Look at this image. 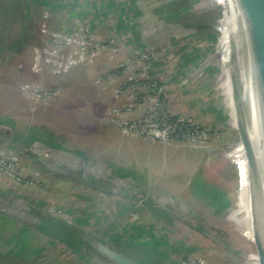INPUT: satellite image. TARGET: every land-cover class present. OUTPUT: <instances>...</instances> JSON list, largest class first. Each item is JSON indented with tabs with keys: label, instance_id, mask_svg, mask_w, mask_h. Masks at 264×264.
<instances>
[{
	"label": "crops",
	"instance_id": "0c3cea01",
	"mask_svg": "<svg viewBox=\"0 0 264 264\" xmlns=\"http://www.w3.org/2000/svg\"><path fill=\"white\" fill-rule=\"evenodd\" d=\"M125 1L131 2V0ZM157 2L158 0H150L147 5L154 11ZM171 2L181 5V7H183L182 4L187 5L181 0H172ZM133 6L132 3V8ZM138 9L142 11L141 8L138 7ZM140 11L138 12L140 13ZM126 14L128 13L126 12ZM124 16L128 19L131 18L129 14ZM212 24L214 23H210V25ZM135 26L139 27L137 24ZM216 29L221 31V47H223L225 32L222 28ZM135 32L134 37L136 38L134 39L140 41V32L137 29ZM107 36L109 33L106 31L103 33V37ZM13 51L11 50L9 54L11 55ZM195 55L198 58H207V53L202 48ZM178 59L181 63L176 65L175 62L174 69L169 68L172 64H166L169 69H166L165 66L166 72L161 66L157 67L158 73L165 72L162 77L164 82H166L165 79L170 81L168 85L171 86V82L176 81L180 89L179 99H171L172 112L190 115L200 123L219 128L226 121L227 113L223 110L226 95H223L221 91L209 88L206 79L202 76L191 73L192 66L188 63L189 60L186 56H180ZM173 60L176 61L171 58V61L168 60V62L172 63ZM117 63L105 55L93 63L75 68L67 76L53 77L52 81L55 80L57 83L59 80L63 83H69V81L72 83L70 89L62 85L63 93L57 95V102L67 114L77 116L72 118L71 115H67L66 117H70L69 119L62 118L63 120H60L63 126H71L74 135L66 134L62 130H53L54 125L44 119L41 120V118L39 122L36 117L31 118L28 123H34L33 121L36 119L37 123L35 124L53 133L50 134V138L67 144L66 147L63 146L64 149L73 151L91 162L108 164L115 174L122 178L136 181L142 185L154 186L160 192L159 199L164 200L161 204L177 210V213L157 208L151 200L136 205V198L130 199L103 193L77 182L70 181L74 184L73 188L70 187L72 191L68 187L56 189L53 185L54 181L60 180L62 183L63 181L69 183V180L62 181L49 172H46L45 175L46 182L42 181L46 187L45 192L49 197L53 193L66 192L62 189H69L67 191L71 195L67 194L64 205L59 207L63 212L73 215V213H82L89 207L96 209L94 214L97 219L95 224L91 225V229L95 231L99 226L113 228L114 234L111 237H102L96 230V233L102 239L104 238L111 247L119 250L118 241L128 240L131 243L125 242L126 249L134 247L146 251L147 256L155 260V264H178L182 258L198 254L199 247L194 239L199 240L201 237H205L204 233L211 229L209 217L238 225L245 222V212L240 206L245 198L238 186L237 170L217 139L212 142L209 149L196 148L184 143H173L167 147L159 143L147 142L135 136L125 135L119 129L108 124L105 118L117 106L125 108L130 105L136 106L134 117H138L146 113L153 104L154 96L139 86L131 87L129 79L125 80V84L118 80L117 82H104L101 87L96 86L97 77L104 71L115 67ZM51 76L53 75L51 74ZM184 81L188 82V87L185 86ZM45 84L47 83L45 82ZM119 84H122L121 88L125 89L121 95H117L116 90ZM57 85L61 88L60 83ZM137 85H141V82ZM59 87L57 88L59 89ZM59 91L61 90L59 89ZM12 92L14 93L13 88H11ZM11 93L8 97H12L13 100L17 98L16 95L20 98L25 97L22 92L20 95L17 92L15 96ZM24 99L26 102L29 101L26 97ZM13 100H9L12 105ZM30 102H28L30 108H26L27 114H33L36 109L34 102ZM0 106L2 107L1 103ZM18 111L15 100L8 115L0 113L3 117L0 123L4 122V125L16 128L19 119ZM81 115H84L86 124L80 123L83 120ZM236 159L238 172L242 173L245 189L247 188L249 191L247 161L242 144ZM59 197L61 196L59 195ZM171 197L181 201H174ZM75 207L76 210H74ZM248 217L249 236L252 239L251 212ZM90 218L92 219V217ZM144 262L151 264L148 259Z\"/></svg>",
	"mask_w": 264,
	"mask_h": 264
},
{
	"label": "rangeland",
	"instance_id": "374dc122",
	"mask_svg": "<svg viewBox=\"0 0 264 264\" xmlns=\"http://www.w3.org/2000/svg\"><path fill=\"white\" fill-rule=\"evenodd\" d=\"M13 1L12 5H10L11 1L5 0V3L9 4L13 11L11 10L8 16L0 18V103L2 104V107L0 106V113L2 115H8L9 109L14 105L16 100V105L19 110L18 124L21 125L18 130L22 132L24 136L32 134L31 128H35L37 130L36 132L44 135L50 136V134H53L46 128H42L38 124H35L37 123V120L39 122L42 119L54 125L52 129L55 131L62 130L66 134H75L74 131H72L71 126H63L60 123V120H63L62 118H76L77 116H73L70 113L67 114L65 109H63L57 102V95L63 93L62 85L70 89L72 83L70 81L69 83H63L60 82V80L57 83L55 80L52 81V79L53 77L67 76L72 70L78 68L80 65L63 71L57 63L55 65L51 64L47 66L43 61V73H35L32 69V66L37 63L36 59L39 55L42 56L43 60H46L47 58L46 55H44V52L38 55L40 50L39 46L41 45V42L44 43L45 40L41 32V25L47 23V15L49 16V24H47L55 33L69 32L72 28H94V31L92 32L96 33V36L100 38V42L107 47L106 52L103 53V57L106 55L110 60L117 61L118 63L116 66H125V69L123 68V70L127 69L129 63H131V66L133 65V70H131L132 77L129 78L130 86H139L143 88V84L137 85V83L142 81L146 83V88L149 89L152 88L150 84L157 82L160 87H163L166 90L168 105H171V99H179L180 89L176 81H172L173 79L171 80V86L168 85L170 84V81L166 79V82L163 81L162 77L165 75L166 69H168L167 66L172 64L169 68L174 69L175 62L176 65H179L181 61L178 58L184 56V48L189 50L190 45L195 48L196 52L202 48L205 53H214V64L215 66H218L220 72L222 71L229 75V81L232 84V91L229 86L226 93H230L223 94L226 95L224 103L229 107V114L226 116L225 123L219 128H211L220 134L218 142L225 151L226 156L231 158L232 163L236 167L238 186L245 198L243 204H240V206L243 208L247 220L248 215L250 216V198L248 189H245V181L242 173L240 172V174L238 172V167L235 162L237 160L235 155H238L239 153L240 138L235 126L236 120L233 117L236 107L239 106L237 103L241 105L240 109L242 110L245 119H248L250 115V108L247 102L248 93L246 91V72L240 56H238L236 51L233 50L234 45H232L231 51L230 49L220 47L222 40L221 31L214 28L211 30L210 35H205L202 31H198L203 39L195 38L193 36L173 39L167 44L157 43L158 41L156 39L148 37L149 33L145 30V26L152 25L151 22L159 23L160 26H162L163 22H166L169 25L178 23L187 28L202 26L203 24L209 25V23H205L202 14L195 9L184 4H182L183 7H181V5L171 2L170 0H158L157 6L154 11L152 10L159 19H155L153 13L149 12L147 2L150 0H131V2L125 0H16V3H13ZM132 3L134 5L133 8ZM138 7L141 8L142 11H140ZM125 10L131 18H125L124 15L128 16ZM136 11H140V13H137ZM136 24L139 27L135 26ZM221 27L222 26L219 25V28ZM135 29L141 34L140 41L134 39L136 38L134 37L136 34ZM106 31L109 33V36L103 37V33ZM224 37V43L227 44L226 33H224ZM158 47L168 48L170 50L169 55L166 58H159L157 55L159 54V51L157 50ZM11 50L14 51L10 55L9 52ZM226 56L227 58H225ZM222 57L225 59L223 60L225 64L221 59ZM54 58L55 56L53 55V61ZM171 58L178 60H173L172 63L168 62V60L171 61ZM166 64L168 65L166 66ZM160 66L161 68H164L165 66L167 67L166 69L164 68V73H158L157 67ZM51 74L53 76H51ZM123 75L124 74L121 73L119 75L120 77L113 82L121 80L122 83L125 84V79H122ZM100 78L104 80L105 76L101 75L99 76V79ZM45 82L47 84H45ZM59 83L61 88L57 85ZM95 83L96 86L99 87L103 84V82L100 84L99 81H96ZM184 83L185 86L188 85V82L184 81ZM57 87H59L61 91H59ZM11 88H13L15 93L12 92L13 96H15L17 92L19 95L20 92H22L23 96L29 99V101L34 102L36 109L33 114H27L26 112V108H30V104L28 103L29 101H25V97L20 98L16 95L17 98H15V100H13L12 97H8L11 93ZM49 89L51 92L50 95L52 92H56L55 96L53 95L52 98L48 95L46 99H43L37 95L34 96L31 94V91L40 94ZM231 93L233 95L232 98ZM9 100H13V105L9 103ZM231 104H234L233 108H231ZM67 115L71 116L66 117ZM81 116L83 117V120L80 123L86 124L84 115ZM34 117H36L37 120L35 119L32 124L28 123V120ZM1 119H3V117L0 115V120ZM229 122L232 123L233 127L228 125ZM6 156H8V154H6ZM27 162L28 161H21L20 166H26L24 163ZM33 171L36 176L33 175ZM33 171L26 169L27 173L23 174V176L20 175L21 173H18L19 171L13 172L14 176L0 171V191L21 198L30 204L33 203L43 211H56L60 209L59 207H62L66 201L67 194L71 195L67 190H69L70 187L73 188L72 186L74 184L70 181V184L67 182L65 183L62 179L63 183L60 180L54 181V184H52L56 189L65 187H68L69 189H62L66 192L62 194L53 193L47 197L48 195L45 192L46 187H44V184L42 183V181L46 182V172L39 167L35 168ZM243 173L245 174V170ZM37 181H39V183L36 186L30 184L31 182L36 183ZM70 191L72 190L70 189ZM59 195L61 197H59ZM74 210H76V207ZM61 212L63 213V211ZM95 212L96 209L89 207L86 211L77 214L73 213V215L76 216L79 221L82 220L81 223L85 225L83 226L85 229L92 230L91 225L95 224L97 219V216H95L96 214H94ZM90 217H92V219ZM11 224V220L0 215V239L3 241L6 237L8 238L12 234L10 229ZM209 227L212 228L210 232L212 235L221 238L226 243H230L235 249L240 251V254L228 251L216 243L212 238L205 236L203 238L201 237V239H199L200 241L194 239V242L199 247L198 255L200 254L201 258H204L210 264H257L256 248L249 236V230H247L248 226L246 224L240 223L238 225L228 221L224 222L219 218L209 217ZM110 228L111 227L107 228L105 226H99L96 230L104 237H111L114 233L113 228ZM18 237L20 238V236ZM33 240H38L39 244L42 243L41 246L43 249L40 250L41 254L33 257L36 260L41 257L39 264H43L47 260L49 261L50 259L48 258L50 255L54 256L56 260L55 262L58 261L59 263H65L63 261H66L70 264H87L76 259L71 260L65 256V254L59 255L64 251V249L61 248L62 246L58 248L57 252H54L57 248L50 244L49 239L39 237V239L34 238ZM125 242H128V240ZM118 243L122 246L119 247V251L130 259L137 261L140 264H146L144 260L148 259L151 264H155V260L148 257L146 254H143L144 252L141 249L131 247L126 250L124 242L118 241ZM128 243L130 244L131 242L129 241ZM2 244L3 242H0V247H2ZM7 247L8 246H6V248ZM141 253V258H138ZM183 261L184 259L182 258L181 262Z\"/></svg>",
	"mask_w": 264,
	"mask_h": 264
},
{
	"label": "water",
	"instance_id": "95a60500",
	"mask_svg": "<svg viewBox=\"0 0 264 264\" xmlns=\"http://www.w3.org/2000/svg\"><path fill=\"white\" fill-rule=\"evenodd\" d=\"M181 1L199 13L210 16L215 23L220 26L227 28L231 36V49L232 45H234L233 50L240 56L244 69L248 68L251 63L258 99V116L264 132V0ZM148 9L149 12L153 13L151 8L148 7ZM153 16L155 19L158 18L154 13ZM151 23V26H145V30L149 33L148 37L156 39L159 44H167L173 39H181L184 37L188 38L194 36L195 38L203 39L198 31H211L214 29L210 24L187 28L178 23L169 25L163 22L162 26L156 22ZM157 50L161 58H166L170 52L168 48L166 49L164 47H158ZM184 51V56L188 58V63L192 66L190 70L191 73L206 79V84L208 87L210 86L209 88L211 89L221 91V93L224 94L228 91L230 86L232 91L229 75L222 71L220 72L218 66L214 64V53L206 52L207 58L203 59L195 55V48L191 46L189 50L184 48ZM101 57L103 58V55L98 59ZM221 59L222 61L225 60L224 57ZM116 67L104 71L99 76L107 75L115 70ZM99 76L96 81H99ZM131 77L132 75H124L122 79L128 80ZM122 84H119L116 90L121 88ZM247 90L246 82V91ZM232 97L233 95L231 93V98ZM237 104L239 106L236 107L233 117L236 120L235 126L240 138V145H243L248 165L252 229L251 240L256 248L257 264H264V185L262 173L258 162L257 151L250 133L249 120L243 117L242 110L240 109L241 105L239 103ZM223 108L228 115L229 107L224 105ZM228 125L233 127L230 122ZM20 126L21 125L18 124L16 128H10L4 125V122L0 123V152L15 157L19 162L28 161L24 163L26 166H22L24 169L33 171L35 168L39 167L45 172H49L62 180L77 182L83 186L102 191L103 193L124 196L130 199L136 198V205L151 200L157 208L177 213V210L161 204L164 200L159 199L158 194L160 192L154 186L150 184L142 185L136 181L122 178L116 175L108 164L100 162L94 163L84 159L77 153L64 149L63 146L66 147L67 144L65 145L60 141L58 142L57 139H52L48 135L36 132L37 130L35 128H31V135L28 134V136H24L22 132L18 130ZM171 144L166 146L168 147ZM192 146L209 149L211 145L209 147ZM171 198L173 199L174 197ZM173 200L181 201L177 198ZM61 211H63L61 208L56 211H43L33 203L30 204L21 198L0 191V215L5 216L9 220L17 221L43 234L46 233L51 235L55 237L58 242L70 244L76 249L75 253L80 255L87 263L140 264L127 257L119 250L111 247L99 235L93 233L92 230L85 229L83 227L85 225L81 223L82 220L79 221L76 216L66 212L62 213ZM178 211L181 212L179 209ZM244 221V224L248 226L249 221L246 220V217H244ZM211 230L212 228L208 232H205L204 235L212 238L216 243L228 251L240 254V251L235 249L230 243H226L221 238L212 235L210 233ZM189 256L198 257L200 255L192 254Z\"/></svg>",
	"mask_w": 264,
	"mask_h": 264
},
{
	"label": "built area",
	"instance_id": "2783aa9c",
	"mask_svg": "<svg viewBox=\"0 0 264 264\" xmlns=\"http://www.w3.org/2000/svg\"><path fill=\"white\" fill-rule=\"evenodd\" d=\"M48 18L47 15V23L49 24ZM47 23L41 25V32L45 40L44 43L41 42L38 52V55L44 52L47 58L43 60L42 56H38L37 63L32 66L35 73L44 72L43 61L47 66L57 63L65 71L78 65L93 63L106 52L107 47L100 42V38L96 36L97 34L92 32L94 28H91L92 30L83 27L72 28L69 32L55 33ZM53 55L55 56L54 61ZM157 55L161 58L160 54ZM124 67L119 65L115 70L105 75L104 80L100 78L99 82H113L120 77L121 73L131 75L133 65L131 66V63H129L126 70H123ZM141 85L144 86V91L154 96L151 108L143 115L134 117L136 106L130 105L126 108L117 106L106 116L105 121L108 124L124 134L138 136L148 142H157L164 146L171 143H184L209 147L214 140L220 138L217 131L200 123L195 118L184 114H174L170 105H168L166 90L160 87L157 82L150 84L152 88L149 89L146 88L145 82L141 81ZM124 91V88H119L117 95H121ZM50 93V90L40 94L31 91L32 95H37L43 99H46ZM55 93L52 92L50 98L53 95L55 96ZM237 157L238 155H235V158ZM0 158V171L9 173L11 176H14L13 172L15 171H19L18 173H21V176L27 173L15 157L6 156V154L0 152ZM38 183L39 181L30 184L36 186ZM183 264H209V262L201 257H189L183 261Z\"/></svg>",
	"mask_w": 264,
	"mask_h": 264
},
{
	"label": "flooded vegetation",
	"instance_id": "af4514ba",
	"mask_svg": "<svg viewBox=\"0 0 264 264\" xmlns=\"http://www.w3.org/2000/svg\"><path fill=\"white\" fill-rule=\"evenodd\" d=\"M43 183V182H42ZM43 186V185H42ZM12 221V220H11ZM84 222V221H83ZM86 224V223H85ZM10 229H11V231H12V234L7 238H5L4 239V242L6 243V246H8L7 248H6V246H3L2 248H0V250H2L3 252H6V250H9L10 249V251L11 252H17L18 251V247L19 246H23V247H26L27 249H34V250H41V249H43V247L41 246V244H39V242H38V240H33L34 238L35 239H39V237L40 238H46V239H49V242H50V244L51 245H53L55 248H57L56 250H54V252L56 251H58V248H60V246H62L61 248L62 249H64V251L63 252H61L59 255H64L65 254V256H67L69 259H71V260H74V259H76V260H78V261H81V262H85V263H87L85 260H83V258L80 256V255H78V254H76L74 251V249L72 248V247H67L66 245H64V244H61V243H58V241H56V239L55 240H53V239H51V238H49V237H47V236H44V235H42L41 234V232H39V231H36V230H34V229H32V228H30V227H25V226H23L21 223H19V222H17V221H12V224H11V227H10ZM95 232V231H94ZM93 232V233H94ZM22 234H26V239L27 240H24L23 238H19L18 236H22ZM95 234H97L98 235V233H96L95 232ZM100 236V235H99ZM102 237H103V235H101ZM2 239H0V241H1ZM103 240H105L104 238H103ZM25 241V242H24ZM35 241V242H34ZM106 241V240H105ZM124 244H125V242H124ZM41 246V247H40ZM59 246V247H58ZM121 245L119 244L118 245V247H120ZM15 247H17V248H15ZM122 247V246H121ZM9 248V249H8ZM127 250V249H126ZM144 253L143 254H146V255H148V253H146V251H144V250H142ZM141 255H142V253L140 254V257H138V258H141ZM189 257H192V256H187V257H184L183 259H184V261L185 260H187ZM198 257H201V256H198ZM41 258V257H40ZM40 258H37V260L36 259H32L30 262H29V264H39V261H40ZM48 259H50L49 261L47 260L45 263H43V264H70V263H67L66 261H63V262H65V263H59L58 261L57 262H55L56 260H55V257L54 256H49V258ZM135 262H137V261H135ZM138 263V262H137ZM88 264V263H87ZM178 264H183V262H181V260H180V262L178 263ZM210 264V263H209Z\"/></svg>",
	"mask_w": 264,
	"mask_h": 264
},
{
	"label": "bare ground",
	"instance_id": "6f19581e",
	"mask_svg": "<svg viewBox=\"0 0 264 264\" xmlns=\"http://www.w3.org/2000/svg\"><path fill=\"white\" fill-rule=\"evenodd\" d=\"M211 26H213L214 28H219L218 24H212ZM221 28L226 33V36H227V39H226L227 44H225L223 47L226 49H230L231 51L230 33L227 30V28H225L224 26H222ZM225 58H227V56ZM245 70H246L245 76H246V82H247V88H248L247 91L249 94L247 102L250 108V115L248 117L249 124H250V133L253 139L255 149L257 151L258 162L260 165V169L262 173V181L264 185V132H263V128L260 123L259 116H258V109H259L258 99H257L256 86H255V82H254V78L252 74L251 63H250V66L246 68ZM247 168H248V165H247ZM248 176H249V172H248ZM249 187H250V182H249Z\"/></svg>",
	"mask_w": 264,
	"mask_h": 264
},
{
	"label": "trees",
	"instance_id": "16d2710c",
	"mask_svg": "<svg viewBox=\"0 0 264 264\" xmlns=\"http://www.w3.org/2000/svg\"><path fill=\"white\" fill-rule=\"evenodd\" d=\"M10 1H11L10 5H12V1L13 0H10ZM0 3H1L0 4V11H1L0 12V18L3 17V16H5V17L8 16V14L12 10V7L9 4H6L5 0H0ZM13 3H16V0L13 1ZM203 17H204L203 19H205V23H209V24L212 23V22L215 23V21L210 16H208L206 14H203ZM200 31L205 33V35H210V33H211V31H208V30H200ZM23 226L28 227L26 225H23ZM41 234L44 235V236H47V237L50 236L49 238L55 240V237H53L51 235H48L46 233H44V234L41 233ZM20 238H23L24 240H27L26 239V234H22V236H20ZM0 242H3V244L1 245L2 247L6 246V243L3 240H1ZM58 243L64 244L67 247L70 246V247H72L75 250L74 252H76V249L73 246H71L70 244L65 243V242H58ZM2 247H0V248H2ZM18 248L19 249H18L17 252H11L10 249L6 250V252H3L2 250H0V264H29V262L32 259H34L33 258L34 256H38V255L41 254L40 250L27 249L26 247H23V246H19Z\"/></svg>",
	"mask_w": 264,
	"mask_h": 264
}]
</instances>
